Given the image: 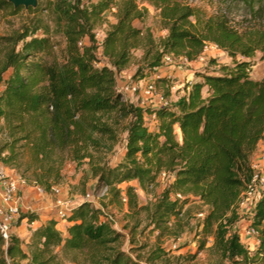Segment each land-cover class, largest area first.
Instances as JSON below:
<instances>
[{
  "label": "trees",
  "instance_id": "obj_1",
  "mask_svg": "<svg viewBox=\"0 0 264 264\" xmlns=\"http://www.w3.org/2000/svg\"><path fill=\"white\" fill-rule=\"evenodd\" d=\"M38 1L27 11L48 16L51 24L40 15L0 38V133L7 138L0 165L51 192L66 162L87 160L99 206L81 202L65 231L51 218L33 228L28 242L16 235L6 242L0 234V264H155L161 253L143 260L123 250L112 210L146 213L161 236L179 237L192 203L209 208L202 249L212 239L220 264H264V190L251 221L256 250L235 231L242 194L255 176L253 156L264 140V79H253L251 62L235 55L250 59L260 51L264 59V35L247 39L227 18H206L181 0ZM145 3L168 30L159 42L135 26L149 15ZM23 10L0 0V13ZM113 10L116 21L99 44L97 28ZM207 43L232 54L233 65L197 75L173 108L145 109L124 98L116 75L131 65L134 51H144L151 73L165 55L197 59ZM148 76L137 72L135 78ZM146 115L155 117L154 129ZM121 142L124 155L112 167L104 157ZM163 174L173 177L171 184L152 206L141 205L133 183L148 189ZM23 217L29 225L38 220Z\"/></svg>",
  "mask_w": 264,
  "mask_h": 264
},
{
  "label": "rangeland",
  "instance_id": "obj_2",
  "mask_svg": "<svg viewBox=\"0 0 264 264\" xmlns=\"http://www.w3.org/2000/svg\"><path fill=\"white\" fill-rule=\"evenodd\" d=\"M182 2L192 6L195 10L201 12L206 18H216L223 16L227 18L229 24L245 36L247 39L254 41L264 35V0H181ZM149 10V15L144 21H136L135 26L141 28L145 34H152L156 42L164 39L168 30L164 27L160 13L152 5L145 3L141 5ZM109 11L105 14V22L97 28L98 43L101 44L105 32L109 26L115 23L114 13ZM41 14L30 13L24 8L17 15H10L8 12L0 13V38L18 31L22 26L35 20ZM44 24H51L48 16L41 15ZM207 51L205 53V62L199 63L195 60L185 61L182 58L174 60L171 64H162L160 68L153 72L145 69L142 61L144 51L142 49L134 51L131 65L117 73V83L119 89L123 92L124 98L129 102L141 108H173L176 102L182 98L191 84L199 80L197 75L218 70L220 66L233 65L232 54L219 48L214 43L206 44ZM98 56L102 63L106 60L101 56V50ZM237 61L247 60L251 62V77L255 80L264 79V59L262 53L256 51L254 57L250 59L243 58L240 54L235 55ZM149 74L145 79L135 78L136 73ZM164 80V81H163ZM154 82L156 92L152 95H146L144 90L148 83ZM134 88H137L134 90ZM3 85L0 87V94ZM206 94V90L204 91ZM146 122L152 129L156 126L154 116L146 115ZM2 123H0L1 127ZM125 136H123L124 138ZM5 132L0 133V145L6 140ZM125 152L124 143L121 142L116 148L105 155V160L112 167L116 166L122 159ZM253 168L255 176L258 177L257 191L263 190L261 180L264 178V140L259 144L257 151L253 156ZM12 174L18 175L15 171L8 169ZM63 180L57 186L61 189V196L68 203L70 209L79 205L83 201H92L99 206L98 197L94 195L96 178L90 170L89 161L75 163L68 161L62 169ZM172 176H160L157 184L148 189H142L137 183H133L137 187L139 202L143 206H152L161 193L171 184ZM33 198L30 204L21 207L19 217L16 219L14 227V235L20 237L24 242L29 241V237L33 230V225H29L27 219L23 216L26 214H35L37 203L46 206L55 207L57 196L51 191L44 195H38L37 191L30 189ZM37 195V196H36ZM257 198H247L240 202L238 212L240 219L235 227V231L240 234L243 244L250 250L255 251L257 248L255 237H247L245 231L251 227L254 206ZM208 207L202 204L192 203L185 215L184 232L179 237H163L158 231L153 230L149 226L146 213H140L138 216L121 212L113 209L111 212V221L116 231L124 235L122 240V248L131 256H140L143 260L147 258L154 259L156 254L161 253L162 258L155 260V264H220V258L213 249V240L209 239L206 247L202 249L203 236L201 226ZM57 218V217H55ZM58 219L59 228L65 231L67 224ZM138 224V226H137ZM67 264H71L66 261Z\"/></svg>",
  "mask_w": 264,
  "mask_h": 264
},
{
  "label": "built area",
  "instance_id": "obj_3",
  "mask_svg": "<svg viewBox=\"0 0 264 264\" xmlns=\"http://www.w3.org/2000/svg\"><path fill=\"white\" fill-rule=\"evenodd\" d=\"M207 47L205 46L203 52L196 59L199 63L205 62V53ZM185 61H188L186 58H183ZM175 58L172 55H165L163 58L164 64H171L174 62ZM137 88H134L136 90ZM146 95H152L156 92V85L154 82L148 83L144 90ZM254 167V166H253ZM166 176V174H163ZM259 180L257 176H254L251 183L248 185L247 190L242 194L241 201L243 202L247 198H257L259 199L261 193L257 191V184ZM261 183L264 187V178L261 180ZM34 188L39 194L44 195L45 190L35 184H31L25 178L12 174L5 167L0 165V234L3 239L8 242L11 237L14 235V227L17 217H19L22 207V202L20 200L21 191L26 188ZM263 191V190H262ZM52 192L57 196L55 203V215L59 219H65L70 215L71 210L68 206V203L61 196V189L57 186L52 188ZM257 202V201H256ZM247 237H255L256 245L258 246L259 240L257 237L256 230L252 227L248 228L245 231Z\"/></svg>",
  "mask_w": 264,
  "mask_h": 264
},
{
  "label": "crops",
  "instance_id": "obj_4",
  "mask_svg": "<svg viewBox=\"0 0 264 264\" xmlns=\"http://www.w3.org/2000/svg\"><path fill=\"white\" fill-rule=\"evenodd\" d=\"M30 189H32V188L31 187L26 188L25 190L21 191V193H20V200H21L23 206L30 204L32 201V198H33V194L35 196V193H31ZM263 190H264V188H263ZM37 194L42 195L39 193H37ZM37 201H39V200L36 199V201H35V205H36L35 207L37 208V211L35 212V214L38 216V220L33 224V228L40 225L41 223L46 222L48 219L56 217L55 208L53 206H46L45 207V204L42 203L41 205H39L37 203ZM0 204H1V200H0ZM63 222H65L67 224V226L69 225L67 221H63Z\"/></svg>",
  "mask_w": 264,
  "mask_h": 264
},
{
  "label": "water",
  "instance_id": "obj_5",
  "mask_svg": "<svg viewBox=\"0 0 264 264\" xmlns=\"http://www.w3.org/2000/svg\"><path fill=\"white\" fill-rule=\"evenodd\" d=\"M15 9L24 7L26 9L29 8H37L39 5L38 0H8Z\"/></svg>",
  "mask_w": 264,
  "mask_h": 264
}]
</instances>
